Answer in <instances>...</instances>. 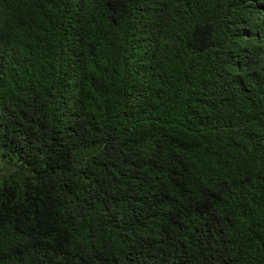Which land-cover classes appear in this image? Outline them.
Masks as SVG:
<instances>
[{
  "label": "trees",
  "instance_id": "trees-1",
  "mask_svg": "<svg viewBox=\"0 0 264 264\" xmlns=\"http://www.w3.org/2000/svg\"><path fill=\"white\" fill-rule=\"evenodd\" d=\"M0 264H264V0H0Z\"/></svg>",
  "mask_w": 264,
  "mask_h": 264
},
{
  "label": "rangeland",
  "instance_id": "rangeland-1",
  "mask_svg": "<svg viewBox=\"0 0 264 264\" xmlns=\"http://www.w3.org/2000/svg\"><path fill=\"white\" fill-rule=\"evenodd\" d=\"M3 165H4V164H3ZM3 165H2V164L0 165V172H2V170L4 169V168H3Z\"/></svg>",
  "mask_w": 264,
  "mask_h": 264
}]
</instances>
